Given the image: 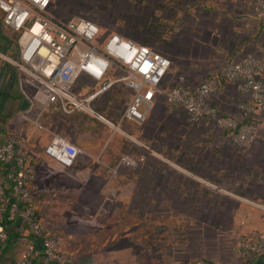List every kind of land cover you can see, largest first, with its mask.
<instances>
[{
	"label": "crops",
	"instance_id": "crops-1",
	"mask_svg": "<svg viewBox=\"0 0 264 264\" xmlns=\"http://www.w3.org/2000/svg\"><path fill=\"white\" fill-rule=\"evenodd\" d=\"M173 2L172 18L198 22L195 31L177 34L187 57L171 80L197 82L247 53L264 60V21L253 17L251 0ZM16 55L15 35L0 22V142L9 133L23 138L31 205L46 232L72 255L71 264H190L196 257L264 264V255L240 260L228 251L239 234L264 233V112L257 120L259 137L238 147L213 121L187 124L181 109L157 97L141 122L119 126L158 156L87 113H62L44 87L8 61ZM219 79L215 102L236 113L241 96ZM95 85L80 77L72 90L83 93ZM127 98V91L112 88L103 97V114L116 122L120 100ZM51 131L84 151L67 167L45 152ZM183 143L185 156L179 154ZM5 229L0 264H19L28 241L39 249L18 218L7 220ZM30 260L51 264L40 253Z\"/></svg>",
	"mask_w": 264,
	"mask_h": 264
},
{
	"label": "built area",
	"instance_id": "built-area-1",
	"mask_svg": "<svg viewBox=\"0 0 264 264\" xmlns=\"http://www.w3.org/2000/svg\"><path fill=\"white\" fill-rule=\"evenodd\" d=\"M58 0H0V22L15 35L17 55L8 61L47 91V99H55L62 113L82 111L131 138L144 151L160 156L147 144L134 139L120 128L123 120L141 122L154 99L161 97L171 108L184 112L187 124L204 120L227 130L229 140L247 147L259 137L257 120L264 112V60L247 53L227 62L219 74H209L194 83L171 80L166 75L171 58L155 48L147 39L123 34L116 29L104 33L93 18L73 15L65 20L51 13L59 8ZM251 13L264 21V0H251ZM138 36V35H137ZM80 77L96 85L85 92L72 86ZM231 84L241 96L235 101L236 113L224 112L215 102L222 82ZM83 89V83H80ZM128 92L116 122L106 117L103 100L112 88ZM46 154L56 164L67 167L84 151L56 132H50ZM144 158L139 156V160ZM29 175L25 143L21 136L6 135L0 142V243L7 238L4 220L18 218L30 236L39 238V249L26 243L19 264H33L32 255L40 253L51 264H71L72 255L61 249L55 237L46 232L30 202L25 182ZM7 187V188H6ZM237 259L264 255V233L250 230L239 234L228 248ZM190 264H216L196 257Z\"/></svg>",
	"mask_w": 264,
	"mask_h": 264
},
{
	"label": "rangeland",
	"instance_id": "rangeland-1",
	"mask_svg": "<svg viewBox=\"0 0 264 264\" xmlns=\"http://www.w3.org/2000/svg\"><path fill=\"white\" fill-rule=\"evenodd\" d=\"M57 2L59 8L53 9L50 14L59 20H65L73 15L88 16L103 25L104 33L116 29L123 34L131 33L132 36L153 43L155 48L171 58L166 83L171 81L170 73L176 69L180 58L187 57V45L183 43L179 50L177 34L179 32L188 34L197 29V20L171 17L176 5L173 0H58ZM166 15L169 17L167 18ZM186 145V143L181 145L179 150L181 156L188 155Z\"/></svg>",
	"mask_w": 264,
	"mask_h": 264
},
{
	"label": "trees",
	"instance_id": "trees-1",
	"mask_svg": "<svg viewBox=\"0 0 264 264\" xmlns=\"http://www.w3.org/2000/svg\"><path fill=\"white\" fill-rule=\"evenodd\" d=\"M95 21H96V20H95ZM96 22H97V21H96ZM97 23H99V22H97ZM99 24H100V23H99ZM100 25H101V27L103 28V25H102V24H100ZM6 188H7V187H6ZM6 223H7V220H4V225H5V226H6ZM34 238H35V237H34ZM36 238L38 239L37 241L39 242V238H40V237L38 236V237H36Z\"/></svg>",
	"mask_w": 264,
	"mask_h": 264
}]
</instances>
